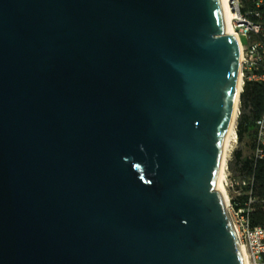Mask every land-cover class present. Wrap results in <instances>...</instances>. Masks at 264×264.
<instances>
[{
	"label": "water",
	"instance_id": "95a60500",
	"mask_svg": "<svg viewBox=\"0 0 264 264\" xmlns=\"http://www.w3.org/2000/svg\"><path fill=\"white\" fill-rule=\"evenodd\" d=\"M239 48L219 0H0V264H244Z\"/></svg>",
	"mask_w": 264,
	"mask_h": 264
},
{
	"label": "built area",
	"instance_id": "2783aa9c",
	"mask_svg": "<svg viewBox=\"0 0 264 264\" xmlns=\"http://www.w3.org/2000/svg\"><path fill=\"white\" fill-rule=\"evenodd\" d=\"M234 13L233 31L241 49L242 90L246 81L264 83V0H229ZM246 38V43L242 38ZM253 156L264 157V113L256 119ZM253 199L229 211L248 264H264V225L252 226L250 210Z\"/></svg>",
	"mask_w": 264,
	"mask_h": 264
},
{
	"label": "trees",
	"instance_id": "16d2710c",
	"mask_svg": "<svg viewBox=\"0 0 264 264\" xmlns=\"http://www.w3.org/2000/svg\"><path fill=\"white\" fill-rule=\"evenodd\" d=\"M247 1V0H245ZM264 113V83L246 81L240 94V114L237 121L239 139L248 134L255 146L256 119ZM238 154V152H236ZM240 173L248 178L243 180L240 193L231 199L235 207L245 205L252 198L250 220L252 226L264 225V157L239 156Z\"/></svg>",
	"mask_w": 264,
	"mask_h": 264
},
{
	"label": "bare ground",
	"instance_id": "6f19581e",
	"mask_svg": "<svg viewBox=\"0 0 264 264\" xmlns=\"http://www.w3.org/2000/svg\"><path fill=\"white\" fill-rule=\"evenodd\" d=\"M219 4L221 7L222 16H223V29H224V31L228 34H232V35L236 36L234 31H233L232 18L234 17V13H233V10L231 8L230 1L229 0H219ZM236 38H237V36H236ZM239 55H240V59H241V49H240ZM241 91H242V77H241V71H239V74L237 77V82H236V93H235L233 112H232L231 120L229 123V127L227 129V132H226V135L224 138L221 164H220L219 173H218L217 182H216L217 189L223 194L224 199L227 203L229 201V197L227 194L226 183H225L226 165H227L228 153L231 150L233 144L236 142L237 137H238L237 121H238V117L240 114V94H241ZM241 252H242L244 264H248L244 250L241 249Z\"/></svg>",
	"mask_w": 264,
	"mask_h": 264
},
{
	"label": "rangeland",
	"instance_id": "374dc122",
	"mask_svg": "<svg viewBox=\"0 0 264 264\" xmlns=\"http://www.w3.org/2000/svg\"><path fill=\"white\" fill-rule=\"evenodd\" d=\"M242 42L246 43V38H242ZM238 152V154L236 153ZM253 153V146L251 137L248 134H244L240 139L237 137L236 142L233 144L231 150L228 153L227 157V165H226V190L229 197V201L231 199L239 195L240 186L242 181L248 180L246 176L240 173L239 169V156L241 157H249Z\"/></svg>",
	"mask_w": 264,
	"mask_h": 264
}]
</instances>
